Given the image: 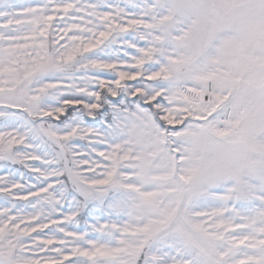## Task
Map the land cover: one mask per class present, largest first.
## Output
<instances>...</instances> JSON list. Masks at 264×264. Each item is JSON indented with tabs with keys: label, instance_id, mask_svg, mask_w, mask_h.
<instances>
[{
	"label": "snow or ice",
	"instance_id": "1",
	"mask_svg": "<svg viewBox=\"0 0 264 264\" xmlns=\"http://www.w3.org/2000/svg\"><path fill=\"white\" fill-rule=\"evenodd\" d=\"M0 264H264V0H0Z\"/></svg>",
	"mask_w": 264,
	"mask_h": 264
}]
</instances>
